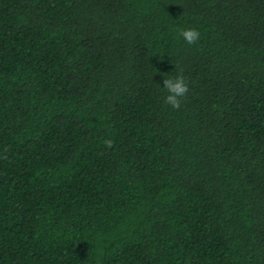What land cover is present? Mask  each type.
Listing matches in <instances>:
<instances>
[{
    "label": "trees",
    "instance_id": "16d2710c",
    "mask_svg": "<svg viewBox=\"0 0 264 264\" xmlns=\"http://www.w3.org/2000/svg\"><path fill=\"white\" fill-rule=\"evenodd\" d=\"M0 264H264V0H0Z\"/></svg>",
    "mask_w": 264,
    "mask_h": 264
},
{
    "label": "clouds",
    "instance_id": "9594fccd",
    "mask_svg": "<svg viewBox=\"0 0 264 264\" xmlns=\"http://www.w3.org/2000/svg\"><path fill=\"white\" fill-rule=\"evenodd\" d=\"M178 34L188 45H194L200 39V32L192 27L179 29ZM163 89L168 93L164 98V103L169 105L172 109L179 110L181 108L182 99L186 97L190 90L183 75V70L175 77L163 79ZM104 143L106 147H112V141L110 139L105 140Z\"/></svg>",
    "mask_w": 264,
    "mask_h": 264
}]
</instances>
